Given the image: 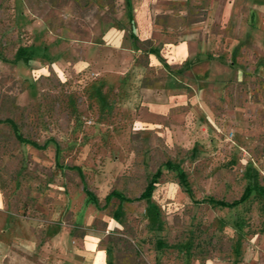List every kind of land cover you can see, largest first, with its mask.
Instances as JSON below:
<instances>
[{
  "label": "rangeland",
  "instance_id": "374dc122",
  "mask_svg": "<svg viewBox=\"0 0 264 264\" xmlns=\"http://www.w3.org/2000/svg\"><path fill=\"white\" fill-rule=\"evenodd\" d=\"M95 250L264 264V0H0V262Z\"/></svg>",
  "mask_w": 264,
  "mask_h": 264
},
{
  "label": "trees",
  "instance_id": "16d2710c",
  "mask_svg": "<svg viewBox=\"0 0 264 264\" xmlns=\"http://www.w3.org/2000/svg\"><path fill=\"white\" fill-rule=\"evenodd\" d=\"M16 138L18 140H20L21 142H28L29 144H32V146L36 147V143H30L29 141H25L23 139V137L21 136L18 128L15 129V132H14ZM164 166L169 169V170H173V171H176L177 172V176L179 178V185L184 187L185 188V191H187L186 189V179H185V174L177 167V166H173L171 165L170 163H165ZM161 174V170L158 169L157 172L154 174V179L148 184V186L146 187V189L144 190V192L136 199V201H140V200H147L148 198H150L151 196V193H152V190L156 184V181L158 179V177L160 176ZM89 196H91V194L87 193ZM247 194H249V191H247ZM245 196L242 197L239 201H236V202H232V203H224V202H217L216 204L219 205V206H222V207H228V208H232L236 205H238L239 203H241L244 199H245ZM92 197V196H91ZM112 198L114 199H119L120 201H124V202H130L131 200L128 199V198H124L122 197L121 195L117 194V193H110L108 194L106 197H105V200L106 202L107 201H110ZM93 201L95 203H97V198H93Z\"/></svg>",
  "mask_w": 264,
  "mask_h": 264
},
{
  "label": "crops",
  "instance_id": "0c3cea01",
  "mask_svg": "<svg viewBox=\"0 0 264 264\" xmlns=\"http://www.w3.org/2000/svg\"><path fill=\"white\" fill-rule=\"evenodd\" d=\"M176 53V58L183 59L186 57V51L181 46L176 47ZM149 58L152 65L158 64L156 56L150 54ZM93 262L96 264H106V255L102 251L95 250L93 254ZM0 264H2V262H0Z\"/></svg>",
  "mask_w": 264,
  "mask_h": 264
}]
</instances>
